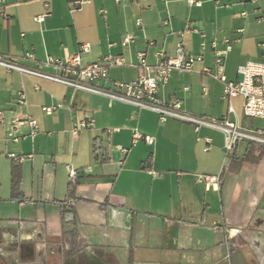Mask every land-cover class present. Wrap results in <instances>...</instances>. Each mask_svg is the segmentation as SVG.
Listing matches in <instances>:
<instances>
[{"label": "crops", "instance_id": "obj_1", "mask_svg": "<svg viewBox=\"0 0 264 264\" xmlns=\"http://www.w3.org/2000/svg\"><path fill=\"white\" fill-rule=\"evenodd\" d=\"M71 4H0L8 16L0 17V56L62 75L47 57L64 62L88 43L82 68L109 54L124 59L109 68V84L138 79V52L154 67L157 52L173 56L182 42L204 61L194 72L173 71L159 96L180 100L190 114L264 132L256 125L262 119L244 114L242 96L223 98L225 84L216 77L222 72L237 81L241 65L264 63V0H91L74 10ZM43 14L44 22L35 21ZM127 34L133 42L123 46ZM214 40L219 49L231 47L219 67ZM21 94L25 105L18 103ZM45 106L55 109L48 114ZM0 111V264H264V146L239 140L227 157L218 129L163 122L153 110L2 66ZM87 115L95 128L74 136L72 128ZM16 116L37 120L38 133L15 128ZM13 128L18 142L7 139ZM134 130L153 143L132 147ZM199 175L220 180L206 185Z\"/></svg>", "mask_w": 264, "mask_h": 264}, {"label": "built area", "instance_id": "obj_2", "mask_svg": "<svg viewBox=\"0 0 264 264\" xmlns=\"http://www.w3.org/2000/svg\"><path fill=\"white\" fill-rule=\"evenodd\" d=\"M6 1L7 0H0V4H4ZM90 1L91 0H72L71 9H79ZM116 1L118 3L121 2V0ZM190 2L193 3V0H190ZM47 16L48 14L37 16L35 17V21L42 23ZM0 17L7 18L8 16L0 10ZM261 19H264V11ZM138 23L141 24V20H138ZM166 23L167 22H165V24ZM188 30L200 32L197 28L189 27ZM237 31L243 32V29H238ZM132 42V35L127 34L122 41V45L128 46ZM89 48L90 45L88 43L82 44L79 52L73 54L64 62L55 59L52 56H48L46 62L55 63L59 67L61 66L65 73L62 75L46 73L20 64L15 59L4 58L2 56H0V66L5 67L8 70H17L25 74L60 82L69 85L74 89L104 95L111 99L128 102L141 108L153 110L159 114L160 119L163 122L169 118H174L194 124L197 130L202 126L218 129L224 133L227 157H229L235 150L239 140H248L264 144V132L262 130H246L239 127L237 123L228 121L226 118L216 119L208 116L190 114L183 110L182 102L180 100L166 101L159 96V89L168 83L173 71L184 70L194 72L197 64L204 61V56L202 54L188 53L182 42L177 44L173 56H167L164 52H157V64L154 67H151L147 63L145 52H138V66L141 70L138 79L131 82L111 81L109 84V68L114 65H123L125 63L124 59L120 55L109 54L82 68L81 53L89 51ZM212 48L215 52L217 66L219 67L231 47L227 46L224 49H219L218 42L214 40L212 42ZM26 57L28 59L34 58L32 54H27ZM70 74L72 76H70ZM239 74L240 79L237 81H229L222 72L218 73L216 77L222 80L225 84L223 98L242 96L244 100V114L250 118L264 120V63L248 61L239 67ZM18 103L21 105L27 103L24 95L21 94ZM62 106V104L58 105V107ZM54 109V106L43 107V110L48 114H51ZM0 121H4L3 111H0ZM12 123L15 128L20 125L28 126L30 128V135L32 136L36 135L39 131L37 120L31 116H16L12 120ZM94 128V118L91 115H87L83 120L75 124L71 131L74 136H77L85 130H92ZM111 132V129L108 130L109 134H111ZM7 139L14 142L20 140V138L15 135L14 128L8 133ZM140 140H144L148 144L153 143L152 136L144 135L139 131L134 130L131 146H136ZM206 142L207 146L205 147V151H208L211 148V138L206 137ZM109 148L124 154L129 151L128 147L120 144H111L109 145ZM10 156L17 161H23L27 157L18 156L16 154H11ZM68 170L72 176L77 173V170L70 166H68ZM151 172L154 173L153 171ZM219 180L220 177L209 175H199L197 179L199 183H205L206 185H217ZM67 205H73V200H68Z\"/></svg>", "mask_w": 264, "mask_h": 264}, {"label": "trees", "instance_id": "obj_3", "mask_svg": "<svg viewBox=\"0 0 264 264\" xmlns=\"http://www.w3.org/2000/svg\"><path fill=\"white\" fill-rule=\"evenodd\" d=\"M256 142H250V144H254ZM256 144H259V145H262L264 146V144H260V143H256ZM231 155V154H230ZM12 181H13V190L15 193H18V185H19V181H20V171H19V168L18 167H15L14 170H13V178H12ZM72 235H74V230L71 231ZM63 238V237H62ZM75 238V236H73V239Z\"/></svg>", "mask_w": 264, "mask_h": 264}, {"label": "rangeland", "instance_id": "obj_4", "mask_svg": "<svg viewBox=\"0 0 264 264\" xmlns=\"http://www.w3.org/2000/svg\"><path fill=\"white\" fill-rule=\"evenodd\" d=\"M256 125L259 128H264V121H262V120H256ZM225 152L227 153L226 147H225Z\"/></svg>", "mask_w": 264, "mask_h": 264}, {"label": "flooded vegetation", "instance_id": "obj_5", "mask_svg": "<svg viewBox=\"0 0 264 264\" xmlns=\"http://www.w3.org/2000/svg\"><path fill=\"white\" fill-rule=\"evenodd\" d=\"M59 255H60V254H58V253H56V254L54 255V259H55L56 261L58 260Z\"/></svg>", "mask_w": 264, "mask_h": 264}]
</instances>
